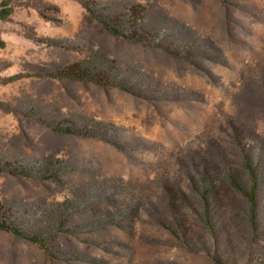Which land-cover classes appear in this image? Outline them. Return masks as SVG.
I'll return each instance as SVG.
<instances>
[{"label":"rangeland","instance_id":"obj_1","mask_svg":"<svg viewBox=\"0 0 264 264\" xmlns=\"http://www.w3.org/2000/svg\"><path fill=\"white\" fill-rule=\"evenodd\" d=\"M3 9L0 264H264V0Z\"/></svg>","mask_w":264,"mask_h":264},{"label":"trees","instance_id":"obj_2","mask_svg":"<svg viewBox=\"0 0 264 264\" xmlns=\"http://www.w3.org/2000/svg\"><path fill=\"white\" fill-rule=\"evenodd\" d=\"M9 12H10L9 9H3L0 12V19L6 18L9 15ZM100 22L108 31H110L114 34H120V33H118V30L115 29L114 26L109 21L100 20ZM123 36H126V35H124V33H123ZM247 159L248 160L245 162L246 169L251 172L252 176H254L255 179H257L256 165H254L252 163V161L249 157ZM230 179H232L233 184L237 185V187L239 189H241V187L238 185L239 183H238V180L235 178V176H231ZM256 188H257V180L255 181L254 185L250 188L251 192L250 191L246 192L247 197L249 199V205L250 206H252V205L255 206L254 191L256 190ZM207 189L208 188H205V190L203 191L204 194L203 193L201 194L203 201H204V215H203L202 223L205 227H209L210 228L209 230H212L214 228V224L212 223V221L209 218V210H208L209 209V203L207 200V195H208ZM0 227L5 231L10 232L14 236L20 237L21 239L28 240V241L35 242V243L38 242V239H36L34 236L24 235L18 227L14 226L12 224H9L5 221H0ZM218 254H219L218 250H216L214 255H212L210 257L213 264H228Z\"/></svg>","mask_w":264,"mask_h":264}]
</instances>
